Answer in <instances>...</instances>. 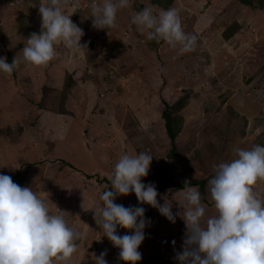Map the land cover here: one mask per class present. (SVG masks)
<instances>
[{"label": "rangeland", "instance_id": "rangeland-1", "mask_svg": "<svg viewBox=\"0 0 264 264\" xmlns=\"http://www.w3.org/2000/svg\"><path fill=\"white\" fill-rule=\"evenodd\" d=\"M44 2L0 0V57L7 62L40 33ZM91 2L70 0L64 9L74 12L70 19L83 30L86 49L57 45L46 67L21 63L11 75L0 72V174L32 187L52 214L83 234L69 264H94L93 254L105 250L108 264H125L93 219L122 154L153 156L141 182L154 183L157 200L172 201L173 212L188 180L201 192L207 216L214 212L207 184L216 166L236 158V148L264 146V4L129 0L117 12L116 27L97 30ZM149 6L154 14L174 8L185 33L197 36L194 50L180 54L179 45L148 40L131 21ZM163 112L177 128L172 144ZM255 190L264 198V183ZM115 203L143 207L151 221L137 264H178L181 218L170 223L138 204L134 193Z\"/></svg>", "mask_w": 264, "mask_h": 264}, {"label": "clouds", "instance_id": "clouds-1", "mask_svg": "<svg viewBox=\"0 0 264 264\" xmlns=\"http://www.w3.org/2000/svg\"><path fill=\"white\" fill-rule=\"evenodd\" d=\"M70 0H45L39 5L41 31L26 39L22 55L11 63L0 57V72L11 75L21 63L28 68L46 67L56 55V46L79 51L83 30L65 14ZM129 0H103L90 3L92 27L106 30L116 27V16ZM131 23L148 40L164 41L171 48L179 45L180 54L191 52L197 36L185 33L174 8L154 14L151 6L137 12ZM236 158L220 163L208 181L207 191L214 212L206 216L201 192L184 181L179 190L182 202L173 203L162 197L154 183H142L148 175L153 156L148 152L122 154L112 170L111 186L99 196L102 202L93 219L125 264H137L138 251L145 239L144 229L151 221L143 207H125L115 203L119 196L134 193L138 204L157 209L170 223L179 217L185 224L181 250L175 254L178 264H264V198L256 186L264 183V146L250 150L236 148ZM130 230L120 235L117 229ZM80 231L70 227L62 214H52L44 199L32 190L21 187L8 175L0 174V264H69L77 251ZM175 241H173V244ZM107 251L93 254L94 264H108Z\"/></svg>", "mask_w": 264, "mask_h": 264}, {"label": "trees", "instance_id": "trees-1", "mask_svg": "<svg viewBox=\"0 0 264 264\" xmlns=\"http://www.w3.org/2000/svg\"><path fill=\"white\" fill-rule=\"evenodd\" d=\"M240 1L245 5L251 4V0H240ZM256 3L258 5L264 4L263 0H256ZM60 113H62V112H60ZM162 119L164 121V130L167 134V137L170 140V143L172 144L174 142V138L177 135V128L175 127V123H174L173 119L171 118V116L167 112H163ZM201 183H203V182H201ZM198 186H199V184H198Z\"/></svg>", "mask_w": 264, "mask_h": 264}]
</instances>
